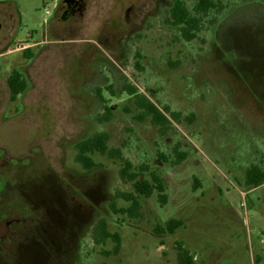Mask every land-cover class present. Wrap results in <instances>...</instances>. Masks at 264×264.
<instances>
[{"label": "rangeland", "instance_id": "1", "mask_svg": "<svg viewBox=\"0 0 264 264\" xmlns=\"http://www.w3.org/2000/svg\"><path fill=\"white\" fill-rule=\"evenodd\" d=\"M55 1L0 0V264H177V241L197 264H264V184L246 185L248 168L264 169V0H223L230 9L191 42L171 24L172 0H90L62 34L47 24ZM14 70L28 81L15 102ZM126 80L181 122L163 134L137 120ZM99 91L116 108L109 122L95 119ZM95 132L161 175L166 205L155 193L140 197L139 218L111 210L130 206L117 191L136 192L120 162H76V144ZM177 152L188 156L179 165ZM102 218L120 249L95 243ZM171 219L185 225L158 234Z\"/></svg>", "mask_w": 264, "mask_h": 264}, {"label": "trees", "instance_id": "2", "mask_svg": "<svg viewBox=\"0 0 264 264\" xmlns=\"http://www.w3.org/2000/svg\"><path fill=\"white\" fill-rule=\"evenodd\" d=\"M231 7L225 4L223 0H196L194 8L190 10L184 0H172L170 15L171 24L180 31L181 37L191 42L199 37V34L205 29V19L211 14L215 16L208 22L209 26H215L219 18ZM11 100L15 102L18 97L28 89V81L24 74L19 70H14L8 79ZM114 96L113 87L109 88ZM122 93H127L134 101L137 109L140 111L136 119L143 122L151 118L153 125L159 128L161 133H166L172 122H181V113L172 112L169 107L161 109L147 96L140 94L137 86L128 83L126 80L120 87ZM102 101L104 113L96 116L99 123L109 122L113 119V110L115 107H108L105 104L102 93L98 92ZM129 112V108H126ZM75 160L84 170L90 171L99 164L94 156L99 154L107 156L109 159L120 162V178L124 183H132L136 193L116 192V198L123 199L130 203L128 208H118L116 202L110 204L111 210L115 214H125L130 218H139L141 216L142 204L140 197L151 198L155 193L158 195L159 202L166 205L168 202L167 187L159 173L152 171L148 166L135 168L133 163L124 157L120 148L110 146V135L107 132H95L87 138L79 141L76 146ZM187 153L177 152V158L174 164L179 165L187 159ZM197 180H195L196 182ZM264 184V169L259 165H252L246 172V185L250 189L260 187ZM185 225L183 220L171 219L165 226H158V234H175L177 230ZM93 239L96 244H105L109 239L116 243V249L121 248V236L119 233H111L108 229V221L102 218L93 228ZM177 264H197L195 255L185 246L184 242H176ZM110 255V253H106ZM256 264H261L260 258H257Z\"/></svg>", "mask_w": 264, "mask_h": 264}, {"label": "flooded vegetation", "instance_id": "3", "mask_svg": "<svg viewBox=\"0 0 264 264\" xmlns=\"http://www.w3.org/2000/svg\"><path fill=\"white\" fill-rule=\"evenodd\" d=\"M89 5L90 0H56L54 10L47 24H50L53 31L58 34L77 30L85 20ZM132 10L133 8H129L127 15ZM104 25L107 27V24ZM108 25H110V22Z\"/></svg>", "mask_w": 264, "mask_h": 264}, {"label": "water", "instance_id": "4", "mask_svg": "<svg viewBox=\"0 0 264 264\" xmlns=\"http://www.w3.org/2000/svg\"><path fill=\"white\" fill-rule=\"evenodd\" d=\"M1 29H2V23H1V19H0V31H1Z\"/></svg>", "mask_w": 264, "mask_h": 264}]
</instances>
